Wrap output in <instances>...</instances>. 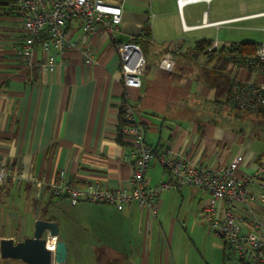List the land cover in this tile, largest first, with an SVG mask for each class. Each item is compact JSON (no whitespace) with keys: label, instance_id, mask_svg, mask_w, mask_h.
I'll return each instance as SVG.
<instances>
[{"label":"crops","instance_id":"1","mask_svg":"<svg viewBox=\"0 0 264 264\" xmlns=\"http://www.w3.org/2000/svg\"><path fill=\"white\" fill-rule=\"evenodd\" d=\"M109 1L124 5L117 39L138 38L146 57L139 89H126L121 59L107 35L90 36L88 54L74 47L61 54L55 52L58 61L54 71L39 67L46 57L40 46L33 64H28L15 53L24 43L17 0H0V162L13 173L24 172L26 176L20 183L10 180L0 186V241L32 237L37 219H51L59 223L58 240L67 245V264H194V254L186 257L177 250L180 240L176 239L174 219L169 218L172 194L162 197L159 215L154 218L137 202L120 211L106 204L72 203L50 191L41 194L29 176L49 180L64 173L75 184L125 186L132 173L127 158L130 148L120 130L127 93L129 100L139 105L146 142L155 150L191 147L192 161L208 165L228 163L241 154L239 174H253L264 160V150L254 139L244 138L201 113L198 105L211 100L227 104L226 93L206 82L205 70L222 69L231 81L248 76L251 81L264 82V74L244 69L245 63L237 59L244 56L225 54L209 61L203 55L195 57L193 50L203 40L217 43L212 50L243 42L218 36L225 26L252 28L253 21L264 18V0H200L182 9L178 0ZM68 34L71 40H78L83 31L73 22ZM175 43L179 49L171 72L162 69L160 61L165 45ZM148 177L155 186L165 181L168 173L154 160ZM184 188L190 186L168 191L177 193ZM207 197L208 203L209 194ZM60 208L75 218L63 220ZM210 235L223 247L222 264H243L230 255L222 237ZM0 264L27 263L2 258L0 253Z\"/></svg>","mask_w":264,"mask_h":264},{"label":"built area","instance_id":"2","mask_svg":"<svg viewBox=\"0 0 264 264\" xmlns=\"http://www.w3.org/2000/svg\"><path fill=\"white\" fill-rule=\"evenodd\" d=\"M197 1L200 0H178L177 3L182 9L185 4ZM123 6L121 1L109 0H17L16 8L24 24V43L15 53L28 64H33L37 47H42L46 57L38 65L42 70L51 72L58 61L55 52L61 54L74 47L88 54L91 50L88 38L107 35L121 59L126 89H139L143 86L147 60L136 37L132 36L127 41L117 39L121 31ZM73 22L83 31L81 39L69 38L68 28ZM216 46L217 43L209 50ZM165 49L160 67L172 72L179 45L166 44ZM237 59L245 63L244 69L249 72L256 70L264 74V43L259 44L253 57ZM129 98L127 93L122 105L124 123L121 126V134L130 148L127 158L132 164L127 184L121 188L100 184L80 185L67 180L64 173L49 180L29 176L40 193L50 191L53 196L66 198L72 203L106 204L120 211L137 202L156 218L164 190L194 187L209 194V201L202 211L208 231L222 237L243 264H264V216L261 215L264 209V160L253 174L240 175L244 158L241 154L228 163L219 161L217 165H208L192 161L191 147L181 151L168 147L155 150L146 142V128L139 117V105ZM225 101L229 106L264 114V82L251 81L248 76L237 77L232 81ZM217 155L220 157V150ZM154 160L164 166L168 178L151 186L148 173ZM25 178L24 172L15 174L0 162V186L10 180L20 183Z\"/></svg>","mask_w":264,"mask_h":264},{"label":"rangeland","instance_id":"3","mask_svg":"<svg viewBox=\"0 0 264 264\" xmlns=\"http://www.w3.org/2000/svg\"><path fill=\"white\" fill-rule=\"evenodd\" d=\"M253 22L255 24L250 29H231V26L235 25H231L230 27L225 26L221 37L218 36V39L241 40L243 42L263 44L264 18L257 19ZM220 99H223L222 95ZM198 107L201 109V113L208 114L206 116L215 119L223 127L231 129L244 138L254 139L257 145L264 150V115H257L256 113L244 110L238 112L228 104H219L213 102V100L207 103L203 101ZM169 192L168 190H164L162 192L163 194L160 196V200L162 202L167 194H172L170 199L169 218L172 220L174 219L176 225V239L180 240L177 250L186 257L189 256V254H194V256H192L194 264H222V260L224 261V254L222 253L223 247L216 244L217 242L215 240L217 239L215 236L210 235L211 233L208 231L205 219L202 216V205L204 206V204L207 203V194L201 193L194 187L184 188L177 193ZM81 203L94 204L92 202ZM21 213H23V211ZM59 213L65 221L75 218V214L73 215L72 212L64 208H60ZM26 215L27 214L23 215V217H27ZM21 227L22 223H20V228ZM24 228L26 227L24 226ZM219 241L221 242V240ZM229 252H231L230 255L232 256L233 253L230 248ZM234 258L235 257H233V261H235Z\"/></svg>","mask_w":264,"mask_h":264},{"label":"water","instance_id":"4","mask_svg":"<svg viewBox=\"0 0 264 264\" xmlns=\"http://www.w3.org/2000/svg\"><path fill=\"white\" fill-rule=\"evenodd\" d=\"M59 223L54 220L37 219L32 237L15 242L11 238L0 241V253L5 259H18L27 264H67L68 249L65 241L58 240ZM51 237H57L56 248H48Z\"/></svg>","mask_w":264,"mask_h":264},{"label":"trees","instance_id":"5","mask_svg":"<svg viewBox=\"0 0 264 264\" xmlns=\"http://www.w3.org/2000/svg\"><path fill=\"white\" fill-rule=\"evenodd\" d=\"M136 41L138 42V38H136ZM211 45H212V40L200 41L196 45L195 49L193 50V55L195 57H198L201 55L206 56V57H208L209 61L213 60L218 55L223 57L225 54H232V56L233 55H235V56L239 55V56H244V57H253L256 54V50L259 46V44L255 43V42H231L228 45L222 46V48H220V49L209 51L208 48ZM204 77L206 79V82L210 86L216 88L219 91L225 92L226 94L229 91V88L232 84V81L228 78V76H226L224 74L222 69L219 71L205 70ZM231 107L234 110H237L238 112L243 111L240 108H237L234 106H231ZM256 114L257 115H264L262 113H256ZM120 121H121V126H122L124 123L123 107L121 109ZM120 130H121V128H120ZM112 264H115V262H113Z\"/></svg>","mask_w":264,"mask_h":264},{"label":"bare ground","instance_id":"6","mask_svg":"<svg viewBox=\"0 0 264 264\" xmlns=\"http://www.w3.org/2000/svg\"><path fill=\"white\" fill-rule=\"evenodd\" d=\"M48 246L51 248V249H55L56 247V237H51L48 241Z\"/></svg>","mask_w":264,"mask_h":264}]
</instances>
